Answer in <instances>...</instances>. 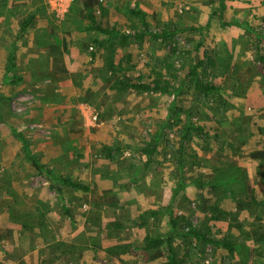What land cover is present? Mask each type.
I'll use <instances>...</instances> for the list:
<instances>
[{
    "label": "rangeland",
    "instance_id": "374dc122",
    "mask_svg": "<svg viewBox=\"0 0 264 264\" xmlns=\"http://www.w3.org/2000/svg\"><path fill=\"white\" fill-rule=\"evenodd\" d=\"M226 5L0 0V264H167L166 246L144 249L147 234L171 238L179 264H264V0ZM133 10L152 30L177 25L174 46L189 60L203 43L213 66L199 77L221 92H198L181 59L168 70L170 47L150 37L93 55L102 36L88 29V12L133 36L144 31ZM154 69L179 77L172 94L115 86ZM189 125L202 130L186 133ZM29 153L90 191L40 176Z\"/></svg>",
    "mask_w": 264,
    "mask_h": 264
},
{
    "label": "trees",
    "instance_id": "16d2710c",
    "mask_svg": "<svg viewBox=\"0 0 264 264\" xmlns=\"http://www.w3.org/2000/svg\"><path fill=\"white\" fill-rule=\"evenodd\" d=\"M226 9V0H220V11L224 13ZM132 12L137 16H141L144 28V31L137 32L133 36L131 34L121 31L117 26L101 25L97 20L95 12H88V29L95 33L101 34L102 36L100 38H92V42L95 45V50L92 52L93 55L97 54L102 50L107 51L109 54H114L117 53L118 49H124L128 47L132 38L142 42L148 37H150L170 47L169 55L173 59L166 63V68H168V70L175 68V59H181L183 62V69L188 70L185 78L192 81L195 86V89L198 92L206 96L221 92V87L219 85L204 82L199 77L200 72L204 68H207L208 66H213V59L206 51H204L203 43H199L195 47V57H192L189 60L186 58L184 53L179 52L178 48L174 46L178 33L180 32V28L177 25L172 22H164L157 30H152L150 29V26L148 25L144 17H142V13H138L134 10ZM34 18L35 15L32 14L26 21H24L21 25L20 31L24 32L32 24ZM211 23L212 18L209 20L207 28L211 26ZM111 66L112 68H114L113 64H111ZM161 70L162 69H154L151 79L147 81L144 80L143 76H139L136 79L116 78L114 79V83L116 88H119L121 90H132L142 93L172 94V84L173 82H177L179 77L176 74H171V79L166 78V75ZM18 79V76L13 75L7 80V83L14 84ZM184 130L186 131V133H190L191 131H201L202 128L199 126L189 125L187 127L185 126ZM14 135L20 142L23 143L25 147H28V142L26 138L21 135L19 131L14 130ZM159 140L160 137L155 140V142L150 148L144 149V153L147 156L154 154ZM105 149L108 151V158L112 159L113 157L111 155V152L114 150V148L106 146ZM28 155L31 159L32 166L36 169L40 176H43L47 180L52 181L54 184L61 183L65 187H69L74 190H80L82 192L90 191V186L88 184L82 182L81 180H74L68 175H55L51 170L45 167L41 163L40 159H38L35 155H33L32 153H29ZM59 191H61V189H59ZM190 234L193 235L198 241L210 244L214 248H223L226 249L230 254L234 253V245L229 241L223 239H215L208 234H204L195 230H191ZM172 241L173 240L171 238L164 239L161 237H153L150 234H147L144 238V249H159L163 246H166L168 259L167 264H179L177 253Z\"/></svg>",
    "mask_w": 264,
    "mask_h": 264
},
{
    "label": "crops",
    "instance_id": "0c3cea01",
    "mask_svg": "<svg viewBox=\"0 0 264 264\" xmlns=\"http://www.w3.org/2000/svg\"><path fill=\"white\" fill-rule=\"evenodd\" d=\"M26 35V34H25ZM25 37H27V36H25ZM1 87V86H0Z\"/></svg>",
    "mask_w": 264,
    "mask_h": 264
}]
</instances>
